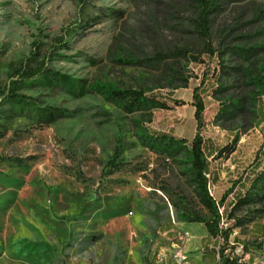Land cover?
<instances>
[{
  "label": "rangeland",
  "instance_id": "374dc122",
  "mask_svg": "<svg viewBox=\"0 0 264 264\" xmlns=\"http://www.w3.org/2000/svg\"><path fill=\"white\" fill-rule=\"evenodd\" d=\"M223 7L212 21L215 54L209 56L194 25L196 8L187 0H0V264H155L156 253L171 252L169 229L185 234L190 260L211 264L204 253L215 239L202 243L207 227L184 217L189 209L207 214L193 186L175 162L138 144V117L91 85L142 86L170 106L156 108L144 125L188 143L199 131L217 150L228 147L211 160L219 177L213 193L218 200L227 195V206L264 147V122L254 126L247 119L242 127L218 120L225 96L213 88L260 95L264 104V92H254L245 76L219 75L221 61L243 71L248 66L232 56L237 46L257 47L250 57L264 62V0H231ZM182 48L186 57L177 55ZM157 53L169 55V65L178 62L186 86L164 80L151 90L166 67L142 62ZM46 58L47 68L82 84V93L27 81L16 93L29 110L12 111L6 96L21 77L16 71ZM196 87L205 104L200 125L190 102ZM53 107L63 114H34ZM117 145L121 164L112 169L108 161ZM231 223L236 255L246 264H264V234L255 225H264V199L236 211Z\"/></svg>",
  "mask_w": 264,
  "mask_h": 264
},
{
  "label": "trees",
  "instance_id": "16d2710c",
  "mask_svg": "<svg viewBox=\"0 0 264 264\" xmlns=\"http://www.w3.org/2000/svg\"><path fill=\"white\" fill-rule=\"evenodd\" d=\"M187 1L192 3L196 8L194 25L200 38L205 43V51L209 56H213L215 51L209 41L213 25L212 21L216 12L223 9V5L231 0ZM256 48L257 47L249 49L245 46L232 48V56L243 58L248 62V66L245 67L243 71V68L239 65H225L222 64L223 62L221 61L219 62V75L222 74L221 77L225 76L226 78L243 75L246 77L245 83L252 86L254 92L256 91L261 94L264 92V62L256 64L250 57L251 54L253 55ZM187 51L188 49L184 48L178 50V57H186ZM168 57L169 55L157 53L153 56L144 58L142 63L147 64V66L156 65L157 69H160L163 65L166 67V72L163 73V77L155 79L151 90H154L157 84H162L164 80L168 81L169 85L173 83V80L181 82L184 86L187 85L188 80L181 75L178 62L169 65L166 59ZM117 61L126 63L138 62V60H126L123 58H119ZM47 64L46 58L33 69L19 67V70L16 71L19 72V76L21 77L12 80L6 96L12 111L20 113L24 111V109L29 110L30 104L25 101L22 95L16 93L22 84L27 83V81H39L38 83L41 85H61L64 90L69 93H82V84L77 83L71 77L61 75L53 70L51 71L47 68ZM205 81L204 79L202 83ZM91 90L97 92L119 110L131 116L138 117V120L134 121L136 128L135 137L138 144L175 162L179 167L181 175L193 186L194 193L202 207L207 211V214L203 215L196 210L189 209L185 211L184 217L189 222H200L207 227L209 236L202 239L204 244L208 245L209 242L211 243L212 238L215 239L210 250L204 253L205 258L210 260L211 264H246V262H243L241 256L236 255L237 247L234 245L235 243H232L233 245L230 243V236L235 228L231 221L234 219L236 211L244 206L259 203L264 199V147L257 153L256 159L245 173V176H243L241 182L238 184L236 183V193L234 194L233 200L226 206L225 200L227 195H225L219 200V204H217L216 199L209 193V183L210 180L212 183H217L219 177L216 176L212 170V177L209 179L207 173L210 171L211 166L213 167L210 159L216 157L215 155L220 157L224 151H229L228 147L217 150L210 140L202 137L199 131V133H195L188 143L185 138L177 137L165 131H154L151 127L144 125V119L146 118L148 122H151L153 111L156 108L168 109L170 106L157 94L147 93V89L142 86L135 88L129 85H118L116 82L110 80H98L91 85ZM193 92L195 118L197 124L200 125L205 112V104L199 92V87L194 88ZM213 92L225 96L216 114L218 120L228 121L230 125H233L231 122L236 121L242 127L247 125L248 120L254 126L261 125V123L264 122V104L260 95H252L244 90L243 92L241 91L239 95H236L234 92L229 91V87L225 85L214 87ZM55 110H58V108L37 109L34 114L44 119H50L55 115L63 114L60 110L55 113ZM232 142L233 144L237 143V136L232 139ZM122 153L123 149L120 145H117L113 155L108 161L112 169L119 168ZM222 206H224L223 214H221L219 209V207ZM222 220L228 222L226 228H221V226H219ZM255 225H257L258 229L264 234V225L260 223ZM170 230L171 229H169V231ZM197 264L202 263L197 262Z\"/></svg>",
  "mask_w": 264,
  "mask_h": 264
},
{
  "label": "built area",
  "instance_id": "2783aa9c",
  "mask_svg": "<svg viewBox=\"0 0 264 264\" xmlns=\"http://www.w3.org/2000/svg\"><path fill=\"white\" fill-rule=\"evenodd\" d=\"M210 159V158H209ZM212 160V159H210ZM211 171H212V166L210 171L207 173V176L209 179H211ZM214 183L211 182L209 183V193L216 199L217 204H219V200L215 197L214 195ZM221 214L224 212V207H219ZM228 222L226 220H222L219 226L221 228H226ZM172 238L168 239V245L170 247V254L168 257H166V253L159 252L157 253V262L162 263V264H194L190 258L185 254L183 246H184V240H185V234L181 232L180 230H172Z\"/></svg>",
  "mask_w": 264,
  "mask_h": 264
},
{
  "label": "crops",
  "instance_id": "0c3cea01",
  "mask_svg": "<svg viewBox=\"0 0 264 264\" xmlns=\"http://www.w3.org/2000/svg\"><path fill=\"white\" fill-rule=\"evenodd\" d=\"M190 102L193 104V100H190ZM194 107V106H193ZM194 113H195V109H194ZM172 230H174V229H171L170 231H172ZM167 232H169V231H167ZM202 243H203V241H202ZM207 259V258H206ZM208 260V259H207ZM192 261V260H191ZM195 261L196 262H200V263H202L203 264V262L201 261V260H198V259H195ZM156 262V261H155ZM193 262V261H192ZM209 262H210V260H209ZM154 264V263H153ZM155 264H158L157 262L155 263ZM159 264H162V263H159Z\"/></svg>",
  "mask_w": 264,
  "mask_h": 264
},
{
  "label": "bare ground",
  "instance_id": "6f19581e",
  "mask_svg": "<svg viewBox=\"0 0 264 264\" xmlns=\"http://www.w3.org/2000/svg\"><path fill=\"white\" fill-rule=\"evenodd\" d=\"M157 254V253H156Z\"/></svg>",
  "mask_w": 264,
  "mask_h": 264
}]
</instances>
